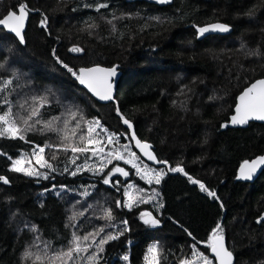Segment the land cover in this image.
<instances>
[{
	"label": "trees",
	"instance_id": "trees-1",
	"mask_svg": "<svg viewBox=\"0 0 264 264\" xmlns=\"http://www.w3.org/2000/svg\"><path fill=\"white\" fill-rule=\"evenodd\" d=\"M21 2L0 0V18ZM26 3L23 44L0 28V116L11 109L8 119L24 137L0 136V177L8 181L0 180V264H144L152 244L156 264H184L197 252L210 256L207 242L218 223L235 264H264V170L252 182L235 179L244 161L264 153V124L221 128L238 95L264 78V0ZM215 21L232 32L199 39L194 27ZM64 64L77 76L94 64L120 70L115 100L91 98ZM119 113L167 162L155 201L125 207L115 191V180L125 178L113 170L137 183L132 169L100 159L86 142L92 119L127 132ZM35 146L54 169L46 179L11 167ZM175 167L184 171L169 170ZM142 213L159 223L145 224ZM73 234L81 251L69 257ZM109 235L118 238L100 245Z\"/></svg>",
	"mask_w": 264,
	"mask_h": 264
},
{
	"label": "snow or ice",
	"instance_id": "snow-or-ice-1",
	"mask_svg": "<svg viewBox=\"0 0 264 264\" xmlns=\"http://www.w3.org/2000/svg\"><path fill=\"white\" fill-rule=\"evenodd\" d=\"M163 2V0H161ZM100 7H104V5H100ZM29 14V8L26 3V0L24 2L19 3L17 9L15 11H9L6 16L3 18H0V26H4L9 31L15 33L16 37L19 38L20 42H24V36H23V29L25 25V21ZM47 18L45 17L43 20H41V26L46 25ZM209 31H219V32H227L229 31V25L222 24V23H215L210 24L206 27H201L198 29L199 34L203 35L206 32ZM73 52H80L82 49L80 48H73L71 49ZM61 63H63L61 61ZM65 68H68V65H63ZM0 67H3V65H0ZM68 71L72 72L74 76H77L76 72H73L71 68H68ZM116 68H101L99 66L92 67V68H80L79 69V75L77 76V79L80 81L81 84H85L88 86L90 90H92L96 95L100 97V99L103 100H111L112 99V84H111V78L116 76ZM12 81H4V87H7V85L11 84ZM103 89V94H101V91L98 90L99 88ZM0 90H3L0 88ZM35 99V98H34ZM238 103L235 107V115L231 117V123L232 124H245L248 122L249 118H255L258 120H264V79L257 80L254 83H252L249 87L245 88L244 91L240 94L238 97ZM5 104L8 103L7 100L4 101ZM11 109H9V112L5 113V115L0 116V122H3L6 127H3L0 129V136L9 135L13 138L19 136L20 129L15 125L14 121H11L8 119V116L10 115ZM37 111L34 110L32 112V115H36ZM31 118V117H29ZM125 124H128L129 127H131V124H129L128 120H124ZM95 124L99 126V121H95ZM227 125H221V127H226ZM89 131H93V129L90 127ZM106 131V130H105ZM115 134H113L114 136ZM20 139H23V136H19ZM132 138L135 139V133L132 134ZM91 143V141H90ZM109 143H112V137H109ZM136 147L140 149V151L143 153L144 156L148 158V160H156L155 155L149 150L150 145L146 142H141L139 139L135 140ZM125 150H128V146H124ZM73 152H82V151H88L87 148H73ZM101 152H103V149H100ZM44 148H39V153H43ZM34 155H37V163L43 164L45 163L44 158L42 155H39L34 152ZM109 155H112L111 153ZM130 155L132 159H128L125 162L128 164H132L134 168H136L137 172L140 173L142 169H140L139 165L135 162L136 160H139V157L136 156L134 152H130ZM115 159L118 160H124L125 157L121 155L119 152H117L114 156ZM74 162V161H73ZM111 162V161H109ZM161 163H167L166 161H162ZM264 165V156H259L256 159L249 161H244V163L240 167V178L243 179H251L252 174L256 171V169L260 166ZM13 170L17 172H23L30 176H36L39 175L38 172L33 171L29 168L24 167V161L22 159L15 160L13 162ZM172 172H183L184 170L180 167L170 168L169 169ZM114 172H118L124 176H128V172H126L122 168H115L113 170ZM72 175H76L75 172L72 173ZM111 175V174H110ZM144 175L147 176V171L144 172ZM164 175L163 172H158L155 174L154 177L149 178V183L152 182V179H155V182L157 184L160 183L161 177ZM187 175V173H185ZM0 180H2L4 183H8L7 179L5 177H0ZM189 180L194 184H199L200 189L202 191L207 192L208 196L216 198V193L213 191H209L204 184L200 183L197 180L192 179L189 177ZM110 181L109 179H105L104 183L108 184ZM131 187V185L129 186ZM125 195L128 196V201L126 206L131 207L132 206V197L128 194L127 191H125ZM119 205V202H117ZM108 216L110 218L111 213L110 210L108 212ZM141 218L144 220L145 224H151L156 225L159 223L158 220L151 217L150 213H142ZM261 220H264V217H261ZM124 224H127V221L123 222ZM99 231H103V229H100ZM99 233H97L98 235ZM122 234V233H121ZM91 235V234H90ZM74 239L73 243L76 244L75 249H69L65 255L71 256L72 251L79 252L81 251V248L77 241L81 239V237L75 236L73 234ZM117 236L109 235L107 239H101L99 241L100 245H103L108 242V240H114L117 239ZM84 240L88 239V236L83 237ZM208 247L211 248L212 253L214 254V259L218 261V264H233V253L228 250V248L225 246L224 242V236H223V229L221 228V225L218 223L216 227L212 230V233L209 237V240L207 242ZM157 248L156 244H152L149 246L148 251L149 253H155ZM86 250V249H84ZM102 251L103 249L100 248ZM194 256L197 260H203V264H213V260L209 259L207 256H205L203 253H194ZM92 259V257H90ZM125 260L128 259L127 256L124 257ZM184 264H193L192 261H185Z\"/></svg>",
	"mask_w": 264,
	"mask_h": 264
},
{
	"label": "rangeland",
	"instance_id": "rangeland-1",
	"mask_svg": "<svg viewBox=\"0 0 264 264\" xmlns=\"http://www.w3.org/2000/svg\"><path fill=\"white\" fill-rule=\"evenodd\" d=\"M95 121H99V120L92 119L88 122V135L86 141L88 146L91 147L93 150H96L99 158L103 160H108L111 157L114 158L115 154L119 152L121 155L125 157L124 160H119V161L124 162L127 166H129L132 169L133 176L137 181V183H135L134 181L129 180L128 176H124V175L123 176L125 180L123 182H119L115 180V184H117V186H115V191L118 192L120 188L123 205L125 207H128L126 206L128 201V196L125 195V191H127L128 194L133 198L132 206L139 202H150L151 200L155 201L158 196V190L156 187L161 183V181L168 173L166 166H153L145 162L139 156L136 150L133 148L131 140L128 136V132H117V131L109 130L106 127H104V125H102L100 122H99V126H97L95 124ZM0 123H1L0 129L7 126L3 122ZM90 127L93 129V131L91 132L89 131ZM113 134L115 135L113 136ZM3 137H11V136L5 135ZM109 137H112V143H109ZM125 145L128 146L127 151L124 148ZM39 148L41 147L35 146L29 152H20L18 157L11 159L12 160L11 167L13 168V162L15 160L22 159L24 161V167L39 173V175L31 176V177H35L39 179H46L50 177L51 174L54 172V169L51 166V164L44 160L45 163L43 164V166H41V164H38L36 162L37 155H34V152L39 155H42V153H39ZM101 148L103 149V152L100 151ZM130 152H134L136 156L139 157V160H136L135 162L139 165L140 169H142L140 173L137 172L136 168H134L132 164H128L125 162L128 159H132ZM110 153L112 155H109ZM145 171H147L148 173L147 176L144 175ZM158 172L164 173V175L161 177L160 183L157 184L154 178L152 179V182L149 183V178L154 177L155 174ZM144 184L146 186H149V188H145V187L142 188L141 186ZM130 185L131 187H129ZM116 232L117 234H119L118 235L119 237L121 233L118 231ZM121 256L125 257L126 255H121ZM208 258L213 260L210 256ZM153 259H154L153 253H149L147 249L145 253L144 264H156V262ZM192 262L193 264H203V260H197L196 258L195 261Z\"/></svg>",
	"mask_w": 264,
	"mask_h": 264
},
{
	"label": "water",
	"instance_id": "water-1",
	"mask_svg": "<svg viewBox=\"0 0 264 264\" xmlns=\"http://www.w3.org/2000/svg\"><path fill=\"white\" fill-rule=\"evenodd\" d=\"M171 1H172V0H163V2H161V0H154V2H155L157 5H160V6L168 5ZM10 11H15V10H10ZM8 12H9V11H8ZM8 12H7L4 16H6V15L8 14ZM4 16H3V17H4ZM3 17H1V18H3ZM28 22H29V14H28V17H27V19H26V21H25V25H24V29H23V36H25V32H26V29H27V26H28ZM215 23L227 24V23H224V22L215 21V22H211V23H207V24H203V25L195 26V27H194V30H195V32H196L197 37H198L199 39H202V38L207 37V36H209V35H227V34H229V33L232 32V26L229 25V31H227V32L209 31V32L204 33L203 35L199 34V32H198V29H199V28H201V27H206V26H208V25H210V24H215ZM227 25H228V24H227ZM0 28L4 29L5 32H7L8 34H11L14 38H16V40H17L19 43H21L20 40H19V38L16 37L15 33L9 31V30H8L7 28H5L4 26H0ZM23 43H24V42H23ZM23 43H21V44H23ZM96 66H99V67H101V68H112V66H105V65H100V64H94V65H90V66H87V67H81V68H92V67H96ZM79 69H80V68H79ZM116 72H117L116 76L112 77V78H111V81H110L111 84H112V93H111V95H112V99H111V100H103V99H100V97H99L98 95H96L92 90H90V89L88 88L87 85H85V84H81L79 80H78V83H79V86L82 87V88H83V89H84V90H85V91L91 96V98H93V99L96 100L97 102H99V103H101V104L108 103V102H113V101L115 100L114 96H115L116 89H117V81H118V79H119V77H120V75H121L120 70L116 69ZM78 75H79V70H78ZM261 79H264V78H259V79H257V80H261ZM257 80H255V81H257ZM255 81H254V82H255ZM254 82H252V83H254ZM252 83H251V84H252ZM251 84H250V85H251ZM250 85H249V86H250ZM249 86H247V87H249ZM247 87H246V88H247ZM98 90H100V91H101V94H103V89H102V87L99 88ZM243 91H244V90H243ZM243 91H242V92H243ZM242 92H241V93H242ZM241 93H240V94H241ZM240 94L238 95V97L240 96ZM238 97H237V100H236V104L239 102V101H238ZM236 104H235V106H234L233 113H232L231 115H229V117H228V119H227L226 121H224V122L221 123V125H225V124L227 125L226 127H221L222 129H226V128H247L252 122H255V123H262V124H264V120H258V119H255V118H249V119H248V122L245 123V124H232L230 121H231V117H232L233 115L236 114V113H235V107H236ZM118 117H119V119H120V123H121L122 127L125 128V130H127V132H128V136H129V138H130V140H131V143H132V146H133V148L136 150V152L139 154V156H140L145 162H147V163L150 164V165H153V166H163V163H161V162L158 160L157 156L155 155V153H154V151L151 149V147H150L149 150L153 153V155H155L156 160H154V161H153V160H148V158H147L146 156L143 155V153L140 151V149L136 147L135 140H136V139H139L141 142H146V141L142 140V139L136 134V131H135L134 125H133V123H132L130 120H128V119H127L123 114H121V113L118 114ZM124 120H128V121H129V124H131V127H129L128 124H125V123H124ZM133 133H135V139L132 138V134H133ZM146 143L149 144L148 142H146ZM259 156H264V153L258 154V155L254 156L253 158H251V159H249V160H247V161L251 162L252 160L256 159V158L259 157ZM243 163H244V162H243ZM243 163H242V164H243ZM242 164H241V165H242ZM241 165H240L239 168L237 169V173H236V176H235V179H236L237 181H241V182H252V181H254V180H255V179H256V178H257V177L263 172V170H264V165H262V166L258 167V168L256 169V171L252 174V178H251V179H243V178H240V167H241ZM224 242H225V240H224ZM225 246L227 247L226 242H225ZM227 248H228V247H227ZM228 250H229V249H228ZM229 251H231V250H229ZM231 252H232V251H231ZM232 253H233V252H232ZM209 254H210V256L212 257V259L215 261V264H218V261H216V260L214 259V254L212 253L210 247H209ZM235 259H236V258H235V255H234V253H233V264H235ZM102 264H107V263L104 262V263H102Z\"/></svg>",
	"mask_w": 264,
	"mask_h": 264
},
{
	"label": "flooded vegetation",
	"instance_id": "flooded-vegetation-1",
	"mask_svg": "<svg viewBox=\"0 0 264 264\" xmlns=\"http://www.w3.org/2000/svg\"><path fill=\"white\" fill-rule=\"evenodd\" d=\"M172 2V1H171Z\"/></svg>",
	"mask_w": 264,
	"mask_h": 264
}]
</instances>
